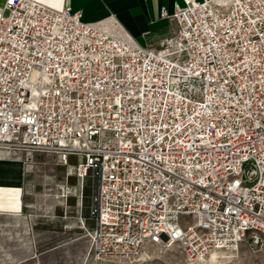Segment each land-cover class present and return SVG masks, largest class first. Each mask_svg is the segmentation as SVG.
<instances>
[{
	"label": "built area",
	"instance_id": "2783aa9c",
	"mask_svg": "<svg viewBox=\"0 0 264 264\" xmlns=\"http://www.w3.org/2000/svg\"><path fill=\"white\" fill-rule=\"evenodd\" d=\"M183 2L162 6L158 46L69 4L2 8L0 148L95 178L87 236L102 260L264 246V0Z\"/></svg>",
	"mask_w": 264,
	"mask_h": 264
},
{
	"label": "rangeland",
	"instance_id": "374dc122",
	"mask_svg": "<svg viewBox=\"0 0 264 264\" xmlns=\"http://www.w3.org/2000/svg\"><path fill=\"white\" fill-rule=\"evenodd\" d=\"M0 160L20 164L24 175L22 210L0 213V264H264V246L248 243L202 260L189 258L178 246L156 244H148L136 263L102 260L87 236L94 223L86 216L96 193L94 177L69 175L71 169L55 153L0 148Z\"/></svg>",
	"mask_w": 264,
	"mask_h": 264
},
{
	"label": "crops",
	"instance_id": "0c3cea01",
	"mask_svg": "<svg viewBox=\"0 0 264 264\" xmlns=\"http://www.w3.org/2000/svg\"><path fill=\"white\" fill-rule=\"evenodd\" d=\"M6 0H0V15ZM61 10L69 4L72 12L85 21H101L110 31L129 33L142 45L158 46L168 34L170 21L163 17L162 6L170 13L178 0H36ZM183 1V0H182ZM179 3V2H178ZM23 169L18 163L0 160V213H17L23 208ZM20 215V213L16 214Z\"/></svg>",
	"mask_w": 264,
	"mask_h": 264
},
{
	"label": "trees",
	"instance_id": "16d2710c",
	"mask_svg": "<svg viewBox=\"0 0 264 264\" xmlns=\"http://www.w3.org/2000/svg\"><path fill=\"white\" fill-rule=\"evenodd\" d=\"M90 193H91L90 190L88 189V187H86V188H85V196H86V198H87L89 195H91ZM86 201H87V200H86ZM86 216L89 217V214L87 213Z\"/></svg>",
	"mask_w": 264,
	"mask_h": 264
},
{
	"label": "bare ground",
	"instance_id": "6f19581e",
	"mask_svg": "<svg viewBox=\"0 0 264 264\" xmlns=\"http://www.w3.org/2000/svg\"><path fill=\"white\" fill-rule=\"evenodd\" d=\"M145 250H146V249H145ZM145 250H144V252H143V257H142L143 259H144V253H145ZM217 252H218V251H217ZM213 253H215V252H213ZM211 254H212V253H211Z\"/></svg>",
	"mask_w": 264,
	"mask_h": 264
}]
</instances>
